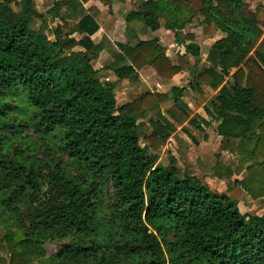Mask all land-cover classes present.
<instances>
[{"label": "trees", "instance_id": "1", "mask_svg": "<svg viewBox=\"0 0 264 264\" xmlns=\"http://www.w3.org/2000/svg\"><path fill=\"white\" fill-rule=\"evenodd\" d=\"M37 1L14 8L0 0V224L8 264H264V215L243 213L205 173L180 177L178 161L165 165L160 156L182 125L162 105L187 110L188 89L211 90L216 96L189 126L239 142L236 172L247 176L235 184L264 199V30L245 14V1L56 0L45 13ZM116 1L129 8L126 30L138 44L117 43V63L104 67L110 82L94 65L105 50L95 41L103 33L96 3L113 14ZM195 20L218 36L204 70L202 48L186 33ZM162 28L184 48L177 63L158 38H142ZM146 67L162 81L191 78L170 94L146 91L119 106V83H138ZM148 117L151 130L142 136ZM183 132L198 145L190 129ZM251 148L263 157L249 161Z\"/></svg>", "mask_w": 264, "mask_h": 264}, {"label": "rangeland", "instance_id": "2", "mask_svg": "<svg viewBox=\"0 0 264 264\" xmlns=\"http://www.w3.org/2000/svg\"><path fill=\"white\" fill-rule=\"evenodd\" d=\"M21 1L22 0H13V7L16 8V3ZM244 1L246 4L244 9L245 14L249 18H259L264 30V0ZM53 3L54 0H44L37 1L35 4L39 12L45 13L53 6ZM96 5L105 14L109 13L108 10L104 9L103 4L100 2H97ZM129 11L128 7L116 1L111 17H108L107 15V19L101 21V25L105 29L102 36L107 35L115 41L111 42L107 40V38L104 40L101 36L95 40L97 43H102L105 48L98 58L94 60L95 68L99 70V75L102 80L110 82L114 81V74L110 71H106L104 67L116 62V56L119 53L116 41L126 42L125 37L128 33L126 34L125 17ZM111 19L113 22L116 20L113 26H111ZM136 26V30L139 33L145 34L144 27L141 24H137ZM41 27L42 23L37 21L35 28L40 29ZM215 32L214 27L202 26L200 20H195L193 25L188 26L186 29V33H192L196 37V42L202 48V57L204 60L199 65L201 70L211 67V64L205 61V59L211 45H213L216 40L217 35H215ZM149 37L158 38L160 42L162 40L161 44L165 47L167 55L174 63H177L179 55L184 53V48L177 45L173 32L168 33L162 28L160 32H149L146 35H143L142 38L147 39ZM190 61L195 65L194 58L190 57ZM142 75L143 76L140 75V81L136 84L130 85L131 83L128 81H124L122 84L119 83L116 90L119 106L133 101L146 91H161L162 93L170 94L173 86L186 87L191 78L188 73H185L174 78L173 81L165 83L156 78L157 76L151 77L154 76L152 72L149 73L144 71L142 72ZM154 79L155 81H153ZM215 96L216 93L208 89H204L203 93L188 89L184 98L187 110L181 111L174 108L173 102H167L162 105L164 112L167 113L172 111L179 120H182V125L178 128L175 136H173V138L162 147L160 151L161 160L165 165H169L170 160L175 158L178 161V168L181 171L180 177H184V175L187 174L194 175L199 172L205 173L209 177L213 188L240 202L241 211L243 213L248 211L250 214L264 215V199L258 201L253 200L241 187H238L235 184L236 181L243 180L247 176V169L240 174L236 172L240 166V158L237 152L239 142L220 138L213 129L209 130L206 137L205 134H202L189 126L190 118L195 114L200 113L203 107ZM187 112L190 114L189 118ZM148 119L149 117L140 120V123L144 121L146 124L143 128L142 136L151 130L150 126L147 124ZM183 127L190 129L193 137L197 139L198 145H195L193 139L183 132ZM142 145H144L143 142ZM252 151H254L253 148L248 150L245 154L246 157L250 158L249 161H251V157H256V159L263 157L262 151L260 152L258 150L256 156L253 155L254 152ZM5 236L6 228L4 225L0 224V264H8L10 258V254L4 243Z\"/></svg>", "mask_w": 264, "mask_h": 264}, {"label": "crops", "instance_id": "3", "mask_svg": "<svg viewBox=\"0 0 264 264\" xmlns=\"http://www.w3.org/2000/svg\"><path fill=\"white\" fill-rule=\"evenodd\" d=\"M40 1H44V0H40ZM56 0H54V2H55ZM91 7V5H84V9L85 10H89V8ZM113 10H114V7H113ZM102 11V10H101ZM107 15H108V17H111V14L110 13H108V14H105L103 11L101 12V14L99 15V17H98V22H99V24L101 25V21L102 20H104V19H107L106 17H107ZM113 17V16H112ZM111 26H113V24L116 22V20L113 22L112 21V19H111ZM101 28H102V31H103V33L105 32V29L103 28V26L101 25ZM165 29V28H164ZM162 30V29H161ZM161 30H159L158 32H160ZM165 31L166 32H170V31H168V30H166L165 29ZM157 32V33H158ZM126 34H127V31H126ZM165 34H167V33H165ZM105 35V34H104ZM107 38V40H109V41H111V42H115V41H113V39L111 38V37H109V36H102L101 35V38ZM126 42H123V41H116L117 43H120V44H124V45H126V44H129L130 46H136L137 44H138V39L136 38V37H134V36H130V35H126ZM161 42H162V40H161ZM212 46V45H211ZM144 71H146V72H152V74L154 75V76H151V77H155V76H157V74H156V72H155V70L153 69V68H151V67H146V68H144L141 72H140V75L141 76H143L142 75V72H144ZM143 78V77H142ZM156 78H158V76L156 77ZM159 79V78H158ZM159 80H161V79H159ZM153 81H155V79L153 80ZM162 81V80H161ZM163 82H170V81H163ZM122 84V83H121ZM132 84H136V83H131L130 85H132ZM152 92H154V91H152ZM156 92H161V91H156ZM221 138V137H220Z\"/></svg>", "mask_w": 264, "mask_h": 264}]
</instances>
